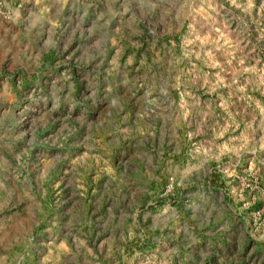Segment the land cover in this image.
<instances>
[{
	"label": "rangeland",
	"instance_id": "1",
	"mask_svg": "<svg viewBox=\"0 0 264 264\" xmlns=\"http://www.w3.org/2000/svg\"><path fill=\"white\" fill-rule=\"evenodd\" d=\"M0 264H264V0H0Z\"/></svg>",
	"mask_w": 264,
	"mask_h": 264
}]
</instances>
